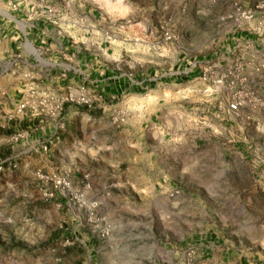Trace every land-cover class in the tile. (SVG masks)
Listing matches in <instances>:
<instances>
[{"label": "crops", "instance_id": "crops-1", "mask_svg": "<svg viewBox=\"0 0 264 264\" xmlns=\"http://www.w3.org/2000/svg\"><path fill=\"white\" fill-rule=\"evenodd\" d=\"M254 1L246 2L256 15L240 38L256 52L264 49V0ZM47 4L0 0V136L8 142L2 163L9 174L60 170L72 183L68 194L85 205L105 207L107 219L110 211L128 204L133 213L121 216L146 222L142 231L150 235L151 220L172 218L165 204L180 212L185 199L191 204L198 197V189L218 196L231 166L245 171L244 151L233 150L237 159L231 162L220 143L230 136V126L232 136H245L246 118H264L263 110L255 114L257 106H242L234 111L221 91L183 85L175 76L168 80L122 70L91 18L86 22L83 11L71 17L67 7L52 14ZM263 72L248 74L261 90ZM27 85L36 89L34 96L26 94ZM69 90L85 92L89 102H67L65 125L58 128L54 117L39 114L38 100L48 94L52 107ZM26 98L35 103L22 112L19 103ZM174 229L163 228L161 234L181 236ZM218 233L192 235L201 264H243L231 261ZM141 247L130 251L142 253ZM137 259L143 257L134 255L132 264Z\"/></svg>", "mask_w": 264, "mask_h": 264}, {"label": "rangeland", "instance_id": "rangeland-1", "mask_svg": "<svg viewBox=\"0 0 264 264\" xmlns=\"http://www.w3.org/2000/svg\"><path fill=\"white\" fill-rule=\"evenodd\" d=\"M46 1L52 14L60 7L71 17L83 11L86 22L91 18L103 29L118 68L168 80L175 76L183 85L223 92L229 104L264 111V89L248 78L263 70L264 49L253 52L240 38L256 15L247 0ZM233 130L230 126L220 147L231 162L237 159L233 150L244 151L245 171L231 166L218 196L198 189V197L191 204L185 199L180 212L165 204L172 218L151 220L150 235L142 231L146 222L121 216L133 213L128 204L107 219L105 207L68 194V185L57 181L72 183L60 170L9 174L2 163L8 142L0 136V264H132L134 255L143 257L138 264H201L192 235L209 230L219 232L233 263L264 264V118L247 117L245 136H232ZM163 228L180 229L181 236H163ZM138 244L142 253L134 254L130 249Z\"/></svg>", "mask_w": 264, "mask_h": 264}, {"label": "built area", "instance_id": "built-area-1", "mask_svg": "<svg viewBox=\"0 0 264 264\" xmlns=\"http://www.w3.org/2000/svg\"><path fill=\"white\" fill-rule=\"evenodd\" d=\"M52 11V9H50ZM261 69L264 70V62L260 65ZM26 94H30V97L34 96L37 92L36 89L30 85L25 86ZM40 103L39 105V114H42L44 116L49 115L56 119L57 127L63 128L65 125L64 122V110H65V104L67 102L76 103V104H86L89 102L88 96L85 92L80 91L79 93H76L74 91L69 90L66 95L63 97L57 98L52 105V107H48L50 100L48 99V94L43 95L40 100H38ZM32 103H35L31 101L29 98H26L22 100L19 103V110L24 112L26 106L32 105ZM230 109L236 111L240 107V102L233 101L229 104ZM48 108V109H47ZM2 168V165L0 166ZM58 183H64L65 185H69V182L58 180Z\"/></svg>", "mask_w": 264, "mask_h": 264}]
</instances>
